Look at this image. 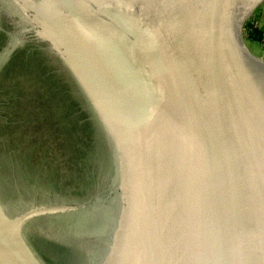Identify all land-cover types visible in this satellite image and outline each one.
Here are the masks:
<instances>
[{"label":"water","instance_id":"95a60500","mask_svg":"<svg viewBox=\"0 0 264 264\" xmlns=\"http://www.w3.org/2000/svg\"><path fill=\"white\" fill-rule=\"evenodd\" d=\"M263 6L0 0L58 58L113 161L98 199L0 201V264H46L28 234L48 217L93 219L87 264H264Z\"/></svg>","mask_w":264,"mask_h":264},{"label":"flooded vegetation","instance_id":"af4514ba","mask_svg":"<svg viewBox=\"0 0 264 264\" xmlns=\"http://www.w3.org/2000/svg\"><path fill=\"white\" fill-rule=\"evenodd\" d=\"M24 28L9 15L0 19V201L13 211L21 196L29 204L103 197L113 162L104 134L58 58ZM91 221L74 224L66 243L34 229L28 240L46 264H87L101 244L85 232Z\"/></svg>","mask_w":264,"mask_h":264},{"label":"rangeland","instance_id":"374dc122","mask_svg":"<svg viewBox=\"0 0 264 264\" xmlns=\"http://www.w3.org/2000/svg\"><path fill=\"white\" fill-rule=\"evenodd\" d=\"M5 13H7V11H5ZM8 14L11 16L10 12H8ZM5 16H8V15H6L4 13L0 14V19H4ZM12 17L18 18L17 16H15L13 14H12L11 18ZM257 20H258V16H257ZM16 21L18 22L17 19H16ZM19 22H21V24H23V26L25 27L23 29L24 31L31 33V31H29V27L22 20L19 19ZM29 39L35 40L32 37H30ZM42 43L45 45L46 48L48 47L44 42H42ZM251 45L256 50H264L263 42L262 41H256L255 38L251 39ZM60 154H61L60 152L56 153V155L58 156V160H59V158L61 159L60 164L62 165L61 161H63V156L61 157ZM73 182L74 183L78 182L77 177L74 178ZM57 221H60V222L57 224L56 223ZM74 224H75V222H73V221L71 223H67V221L57 220V217H48V218L41 219L40 222H37V224L35 226L34 225L32 226V229L38 231L39 236L41 234V236L45 239H52L53 238V239L58 240L61 243H66L67 241H70V239L72 237L70 235V232L72 231V227ZM90 228L91 227H88V228H86V230H90Z\"/></svg>","mask_w":264,"mask_h":264},{"label":"crops","instance_id":"0c3cea01","mask_svg":"<svg viewBox=\"0 0 264 264\" xmlns=\"http://www.w3.org/2000/svg\"><path fill=\"white\" fill-rule=\"evenodd\" d=\"M258 26L264 28V6L261 12L258 14Z\"/></svg>","mask_w":264,"mask_h":264},{"label":"trees","instance_id":"16d2710c","mask_svg":"<svg viewBox=\"0 0 264 264\" xmlns=\"http://www.w3.org/2000/svg\"><path fill=\"white\" fill-rule=\"evenodd\" d=\"M253 28H254V26H253ZM257 31H258V27L255 26V28H254V30H253V32H252V37H253V38L255 37Z\"/></svg>","mask_w":264,"mask_h":264}]
</instances>
